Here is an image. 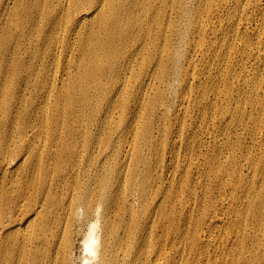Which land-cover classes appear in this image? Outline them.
<instances>
[{
  "label": "rangeland",
  "instance_id": "374dc122",
  "mask_svg": "<svg viewBox=\"0 0 264 264\" xmlns=\"http://www.w3.org/2000/svg\"><path fill=\"white\" fill-rule=\"evenodd\" d=\"M137 1L157 16L150 36L126 45L114 78L96 74L87 89L95 38L84 23L96 30L98 18L56 24L73 16L66 2L53 14L0 0V162L29 144L47 159L71 129L83 171L108 172L114 210L126 202L121 217L148 240L139 264H264V0ZM75 224L77 263L101 264L81 246L89 222Z\"/></svg>",
  "mask_w": 264,
  "mask_h": 264
},
{
  "label": "bare ground",
  "instance_id": "6f19581e",
  "mask_svg": "<svg viewBox=\"0 0 264 264\" xmlns=\"http://www.w3.org/2000/svg\"><path fill=\"white\" fill-rule=\"evenodd\" d=\"M62 2L69 4L66 10L67 16L70 13L73 16L68 19V17L60 15L56 18V24L63 23L65 22L63 19H66L71 22V25L73 23L81 25L86 19L89 20L91 17L98 18L95 25L96 30L94 29V25L89 26L87 23H84V26H88L86 29L87 33L90 34L88 38H95V42L92 43V46H89L90 68L85 70L84 82L87 89L91 88L90 84L93 83L96 74L102 77L109 75L110 78H114L115 74L120 72L123 66L121 60L126 58V45L132 44L138 37L150 36L151 27L155 23L154 21H156L155 17H157L148 7H145L137 0H35L38 12H44L45 7H48L47 11H52L53 14L59 11L62 7ZM55 23L52 24V27H54ZM159 28L161 29V24H159ZM57 40L52 38L48 43L50 47L54 46V42H57ZM171 40L172 38L170 40L167 39L164 47L168 55V62L173 52ZM151 44L154 45L152 41ZM86 47L85 44L84 48ZM86 50L88 51L87 48ZM99 62L102 64L93 67V65ZM105 62L107 63L105 64ZM81 65L83 69L86 68V64L82 63ZM165 74L166 71H164V77L166 76ZM81 100L83 101V99ZM28 126L27 121L22 125L20 133L22 134ZM56 133H54V136H56ZM61 137L58 138L60 148L58 151H52L51 154H48L47 159L43 158V151L31 148L30 144L23 148L14 149L8 157V159L11 158V163L16 169L15 176L12 178H8L7 174L4 173V167L10 165V162L6 163L8 159L0 162V264H78L73 249L76 237H72V235L73 233L75 235V228L77 226L75 222L85 223L87 221L89 224H87L88 227L86 232L83 233L81 241L85 255H92L93 258L99 259L101 264H139L144 259V249L140 250L139 248L147 245L148 240H145L142 236V238L135 237L136 234L131 227L133 224H127L126 219H123L125 217H121V212L126 209V202H123L125 205L118 211L114 210L117 206V198L113 191H109L112 180L108 172L102 170L103 173L98 174L97 172L100 169H97L94 175L86 174L82 167L84 163L81 160L82 157L77 152V134L69 129L64 136V141H62ZM82 147H85V144ZM98 179L99 184L97 185ZM145 188L142 186V193L145 191ZM158 198L160 197L158 196ZM108 211H110L109 214L112 215V219L106 216ZM91 217H94L92 221ZM98 223L99 231L97 232ZM61 224L62 226L58 229ZM134 241L137 246L134 244ZM130 261L131 263H129ZM80 264H87V261L83 260Z\"/></svg>",
  "mask_w": 264,
  "mask_h": 264
}]
</instances>
